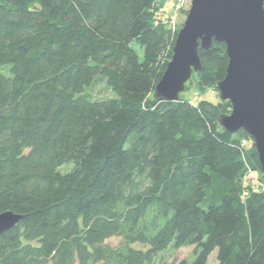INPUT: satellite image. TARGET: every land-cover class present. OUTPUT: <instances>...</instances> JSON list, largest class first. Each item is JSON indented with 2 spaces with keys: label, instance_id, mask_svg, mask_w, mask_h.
I'll return each mask as SVG.
<instances>
[{
  "label": "trees",
  "instance_id": "trees-1",
  "mask_svg": "<svg viewBox=\"0 0 264 264\" xmlns=\"http://www.w3.org/2000/svg\"><path fill=\"white\" fill-rule=\"evenodd\" d=\"M159 1L0 0V214L21 216L0 264H164L170 246L195 247L176 264H264V188L244 183L264 174L219 124L231 102L154 94L179 33ZM199 57L185 90L226 77L224 43ZM101 79L115 96L86 92Z\"/></svg>",
  "mask_w": 264,
  "mask_h": 264
},
{
  "label": "water",
  "instance_id": "water-1",
  "mask_svg": "<svg viewBox=\"0 0 264 264\" xmlns=\"http://www.w3.org/2000/svg\"><path fill=\"white\" fill-rule=\"evenodd\" d=\"M178 33L174 54L155 89L160 101H178L194 73L202 71L199 48L224 43L230 59L218 84L220 98L232 104L219 124L231 134L243 130L256 144L264 174V0H192ZM21 216L0 214V233L16 227Z\"/></svg>",
  "mask_w": 264,
  "mask_h": 264
},
{
  "label": "rangeland",
  "instance_id": "rangeland-1",
  "mask_svg": "<svg viewBox=\"0 0 264 264\" xmlns=\"http://www.w3.org/2000/svg\"><path fill=\"white\" fill-rule=\"evenodd\" d=\"M192 0H161L156 4L155 7V12L156 15V21L155 23H160L163 24L164 26L166 25L173 31L174 33L176 31H180L183 27V24L186 22L188 13L191 9L192 6ZM135 50H137L139 54L140 60L143 59V51L139 49L137 44H134ZM7 67L6 69H8ZM2 67L0 69V72H2ZM3 69V70H6ZM7 71V70H6ZM7 72H5L6 74ZM9 74V71L8 73ZM196 78V77H195ZM194 80V81H193ZM193 82L189 84L190 88L183 91L181 93L182 97L185 100H188L189 102L198 104V102L202 100H207L209 102H214V103H219L221 101L220 98V91H218V87H212L211 89H205V90H199L197 88V83L195 79L193 78ZM90 90V95L94 96L97 99H102V98H112L114 95V92H112L107 85L105 84L104 80H97L94 84L93 87L90 89L88 87L86 89V92ZM225 101V100H224ZM227 101V100H226ZM223 102V101H221ZM232 106V105H231ZM227 111H229V114L232 111V107H224ZM241 131V130H240ZM239 142L242 145V148L244 152L248 151L250 148L255 147L256 144L254 143V140L250 137H246L245 135H240L239 137ZM70 169H72V166L65 165L61 167L62 172H67ZM261 174L257 172L251 171L249 176L245 178V182L247 185H253L254 188L257 190H261V188H264V180H262ZM122 239L120 238H113L110 240V244L112 246H118L120 245ZM132 247L137 248V249H146L147 246L144 244H133ZM195 247L192 246H187L186 248H182L177 250L176 248L170 246L168 247L167 250H165L163 253L159 254L157 257L158 261H163L164 264H176L177 262H180L182 260H186L189 263H192L195 261L196 253L194 252ZM217 256V251H214L210 256H209V261L208 264H219Z\"/></svg>",
  "mask_w": 264,
  "mask_h": 264
}]
</instances>
